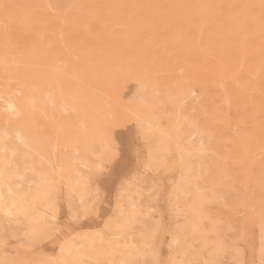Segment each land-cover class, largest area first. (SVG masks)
I'll list each match as a JSON object with an SVG mask.
<instances>
[{
	"label": "rangeland",
	"instance_id": "1",
	"mask_svg": "<svg viewBox=\"0 0 264 264\" xmlns=\"http://www.w3.org/2000/svg\"><path fill=\"white\" fill-rule=\"evenodd\" d=\"M0 264H264V0H0Z\"/></svg>",
	"mask_w": 264,
	"mask_h": 264
}]
</instances>
